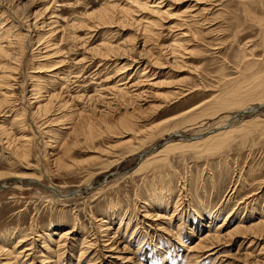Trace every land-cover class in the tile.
Listing matches in <instances>:
<instances>
[{
  "label": "rangeland",
  "instance_id": "374dc122",
  "mask_svg": "<svg viewBox=\"0 0 264 264\" xmlns=\"http://www.w3.org/2000/svg\"><path fill=\"white\" fill-rule=\"evenodd\" d=\"M154 1L0 0V264H264V0Z\"/></svg>",
  "mask_w": 264,
  "mask_h": 264
},
{
  "label": "bare ground",
  "instance_id": "6f19581e",
  "mask_svg": "<svg viewBox=\"0 0 264 264\" xmlns=\"http://www.w3.org/2000/svg\"><path fill=\"white\" fill-rule=\"evenodd\" d=\"M145 2L144 3H146L147 4V2H146V0H144ZM159 1V0H158ZM157 0H155L154 1V3H156V2H158ZM111 3V2H110ZM113 3V2H112ZM142 4H144L143 2H141ZM162 4L163 3V1H159L158 3H156L155 5H160V4ZM118 4V3H117ZM140 5V4H139ZM154 5V4H153ZM150 6V5H149ZM117 7V6H116ZM119 7V6H118ZM143 7H145V6H143ZM147 7V6H146ZM154 7V6H153ZM169 7V6H168ZM171 7V6H170ZM195 7H196V5H195ZM208 7V6H207ZM113 8H115V7H113ZM156 8H157V6H156ZM159 8V7H158ZM161 8V7H160ZM118 9V8H117ZM121 9V8H120ZM147 9H148V7H147ZM198 9V8H197ZM115 9H112V7L111 6H107V8L106 9H103L102 10V13L100 14V15H98V17L99 16H101L102 18H104V19H109V18H111V19H113L114 17H115V14L114 13H116L115 11H114ZM123 10H124V8H123ZM128 10V9H127ZM189 10H191V9H189ZM195 10V9H194ZM99 11H101V10H99ZM197 11V10H196ZM153 12H154V9H153ZM123 15L122 16H120L121 17V19H122V23H124L125 22V11L122 13ZM192 14V13H191ZM97 15L95 16V18L97 17ZM120 15V14H119ZM117 16V15H116ZM94 17V16H93ZM201 17V16H200ZM199 18V17H198ZM103 19V20H104ZM200 19V18H199ZM205 20L207 19V18H204ZM97 20H98V18H97ZM113 21V20H112ZM184 21V20H183ZM197 21V20H196ZM200 21V20H199ZM99 22V21H98ZM107 22V21H106ZM191 22V21H190ZM190 22H187V21H185V22H183V23H181V26H186V27H184V28H187L186 30H183V31H180L179 32V34L178 35H180L181 37H182V39L180 40V42H179V44L176 46V47H174L173 48V54L175 55L176 53H178L179 51H180V48L181 47H183L184 48V43H185V41L187 42V41H189L188 39H185V38H187V36H189V32L190 31H192L191 29H189L188 28V26H190ZM195 22V21H194ZM203 22V21H202ZM100 23V22H99ZM108 23V22H107ZM9 24V23H8ZM113 24V23H112ZM125 24V23H124ZM123 24V25H124ZM11 25V24H10ZM180 25V24H179ZM146 28V27H145ZM150 29V28H149ZM145 30V29H144ZM143 30V31H144ZM151 30V29H150ZM145 31H147V29L145 30ZM198 32V31H197ZM148 33H149V30H148ZM154 33V32H153ZM177 36V35H176ZM7 38H9L10 36L8 35V36H6ZM17 37V36H16ZM178 37V36H177ZM19 38V37H18ZM15 42V41H14ZM13 42V43H14ZM144 42H146V41H144ZM177 42V41H176ZM182 42V43H181ZM263 43H264V41H263ZM12 43H10L9 45H11ZM176 44V43H175ZM7 45V44H6ZM112 46H114V45H112ZM112 46H110V47H108L107 48V54H104V56H109L112 52H116V50H118V49H121V51H125V48H124V46H118V49H117V47H112ZM186 47V46H185ZM16 48V47H15ZM133 48V47H132ZM0 49H1V47H0ZM3 49V48H2ZM128 49L129 48H126V50L128 51ZM145 49V48H144ZM184 49H186V48H184ZM132 50V49H131ZM131 50H129V51H131ZM1 51V50H0ZM1 52H4L3 50L1 51ZM0 52V53H1ZM185 52V51H184ZM264 52V51H263ZM125 53H127V52H125ZM130 53V52H129ZM129 53H127V55L129 54ZM103 54V53H102ZM117 54V53H116ZM1 55H2V53H1ZM9 55V54H8ZM120 55V54H119ZM126 55V56H127ZM130 55H132V54H130ZM142 55H144V54H142ZM244 55V54H243ZM262 55H264V53L262 54ZM126 56H125V58H126ZM115 57V56H114ZM120 58H122L123 57V55H122V57H121V55L119 56ZM143 57V56H142ZM117 58V57H116ZM263 58V57H262ZM123 59V58H122ZM126 59H128V58H126ZM140 59V58H139ZM244 59H245V57H244ZM261 60V59H260ZM151 61V60H150ZM256 61H258V60H256ZM136 62V61H135ZM134 62V63H135ZM263 63H264V59H263V61H262ZM129 63V62H128ZM127 63V64H128ZM152 63H153V61H152ZM257 64H258V62H254V61H250V60H245L244 61V66H243V69L241 70V72L242 73H246V71H248L247 73H249V75L251 76V77H253V78H256V80L257 81H259V82H261L262 80H264V65H263V67H262V69L261 70H256V67H257ZM136 65V64H135ZM148 65V64H147ZM146 65V66H147ZM152 66H153V64H151ZM151 65H148L149 66V68L151 67ZM123 66H124V64H123ZM134 66V65H133ZM148 66L147 67H144V71H142V73H140V77H141V83L142 82H148V84L149 85H151V80L152 79H150L149 78V72H151V69H149L148 70ZM127 67V66H126ZM259 67H261L260 65H259ZM123 68V67H122ZM129 68H130V65H129ZM120 70H122V69H120ZM137 70V69H136ZM126 71V70H125ZM260 73H263L262 75L260 74ZM152 74V73H151ZM5 76V75H4ZM2 77V78H5V77ZM134 76V75H133ZM131 77V76H130ZM130 77L128 78L129 80H127L126 82H125V88H127L126 86H128V87H130V86H132V87H134V86H136L134 83H131L130 84V82H131V79H130ZM1 78V77H0ZM132 78V77H131ZM134 78V77H133ZM138 78V77H137ZM153 78V77H152ZM139 81V80H138ZM251 81H253V80H251ZM9 82V81H8ZM262 83V82H261ZM122 85H124L123 83H121ZM139 84V83H138ZM142 84H144V83H142ZM259 84V83H258ZM7 85V84H6ZM140 85V84H139ZM145 85V84H144ZM146 85H147V83H146ZM148 85V86H149ZM142 86V85H141ZM140 86V87H141ZM117 90H118V88H117ZM121 92L124 90V88H120L119 89ZM134 90V89H133ZM124 92V91H123ZM130 92V91H129ZM136 93V92H135ZM261 93V92H260ZM127 94V93H126ZM130 94V93H129ZM36 95V94H35ZM121 95V94H120ZM229 95V94H228ZM227 95V96H228ZM242 99V98H241ZM127 100V99H126ZM258 100H260V102H261V104H264V95H263V98H259ZM257 100V101H258ZM256 101V100H255ZM219 102V101H218ZM218 102L217 103H215L216 105L218 104ZM259 102V101H258ZM255 103V102H254ZM213 104V103H212ZM220 104V103H219ZM218 104V105H219ZM216 105L214 106V104H213V106L215 107V108H217L216 107ZM240 105V104H239ZM251 105V104H250ZM210 106V105H209ZM218 107H220V106H218ZM244 107V108H243ZM247 107H250V106H247V105H244V104H241L240 105V108H239V110L241 109H244L243 111H245V109L247 108ZM211 108H212V106H211ZM206 109H207V107H206ZM210 109V108H209ZM248 109V108H247ZM203 110V109H202ZM191 111V110H190ZM210 111V110H209ZM185 113V112H184ZM191 117V116H190ZM230 117V116H229ZM103 123V122H102ZM107 123H108V121H107ZM228 123V122H227ZM232 123V122H231ZM125 124V123H124ZM225 124V123H224ZM230 125V124H229ZM91 126V125H90ZM89 126V127H90ZM92 127V126H91ZM225 127H227V125H225ZM224 126H223V124H221V125H219L218 126V129H223V128H225ZM109 128V127H108ZM127 128V127H126ZM174 128V127H173ZM173 128H172V131H170V133L169 134H174V135H177L179 132H177L176 130L177 129H174L173 130ZM233 130V128L232 129H229V130H227V131H220L217 135L218 136H222V134H227V133H229V132H231ZM84 131V130H83ZM169 131V130H168ZM179 131V130H178ZM91 132V131H90ZM213 133H214V131H213ZM88 134V133H87ZM215 134V133H214ZM221 134V135H220ZM88 135H90V137L92 136L90 133L88 134ZM212 135V134H211ZM212 137V136H211ZM198 139H200V137H198ZM202 139H207V138H202ZM18 140H19V142H20V144L22 145V146H20L21 147V149H22V152L24 153V154H26L27 153V151H29V144H30V137H28L27 135H23V136H21L20 138H18ZM193 140V139H192ZM195 140V139H194ZM197 140V139H196ZM182 141V140H181ZM175 143V142H174ZM196 143H198L197 141H195V143H193V145L194 144H196ZM167 144H169V142L167 143ZM166 144V145H167ZM185 144V143H184ZM31 145V144H30ZM175 145H177V143L175 144ZM67 146V145H66ZM170 146V145H169ZM185 146V145H184ZM68 147V146H67ZM167 147V146H166ZM65 148V147H64ZM70 148L68 147V149H67V151L69 150ZM18 151V153H19V150H17ZM21 152V153H22ZM69 152V151H68ZM68 152H66V154L68 153ZM22 153V154H23ZM29 153L30 152H28V155H29ZM24 154L22 155V156H24ZM26 156V155H25ZM20 157V156H19ZM23 158V157H22ZM7 176V175H6ZM15 178H18V179H31V180H36V178H38V177H36V176H34V175H16V177ZM54 191L55 192H57L56 194L57 195H64V194H62L60 191H59V189L57 188H54ZM232 195V194H231ZM161 201V200H160ZM264 210V209H263ZM262 213H264V211L262 212ZM263 215V214H262ZM99 220H101V219H98V221ZM97 221V222H98ZM103 222H105V220L103 219V221H102V223ZM261 223H264V221H261V219H260V221H258V223L256 224V225H259V224H261ZM226 225V222H222V224L219 226V228H222V227H224ZM262 227H264V226H262ZM257 228V227H256ZM238 229V228H237ZM74 230V229H73ZM259 230V229H258ZM222 231V230H221ZM221 231L219 230V229H217V231H216V237H217V235H221ZM72 232V230H69L68 232H66V233H64V234H67V233H71ZM259 232V231H258ZM210 236H213V235H207L206 237H204V238H201V240H204V239H206V240H208L209 238H210ZM238 236V235H237ZM23 237V236H22ZM26 236H24L23 238H21V241H20V243H23V242H28L27 241V237L25 238ZM62 237V236H61ZM222 237H223V235H222ZM222 237H221V240H222ZM260 238H261V236H260ZM211 239H212V237H211ZM11 240V235H10V237L8 238V239H6L5 238V243H3V244H6V242L7 241H10ZM210 240V239H209ZM213 240V239H212ZM212 240H210V241H212ZM220 240V239H219ZM218 240V241H219ZM217 241V242H218ZM254 241V240H253ZM253 241H250V242H252L253 243ZM256 242V241H255ZM18 243H19V241H18ZM201 243V242H200ZM258 243V242H257ZM1 245L0 246V252H2V251H4L5 252V246L4 245ZM32 243H27L26 245H25V247H23V250H20V251H18L19 249H16V247H14V249L17 251V253H15L16 251H14V253L16 254V260H18L19 258L18 257H21L22 256V254H25V252H28V251H31L32 250V246H30ZM110 243L108 242L107 244H106V246H108ZM218 244H219V242H218ZM19 245V244H18ZM47 246V245H46ZM109 246H111V245H109ZM112 247V246H111ZM111 247H109V250L110 251H112L111 249H113V248H111ZM207 249V248H206ZM108 250V249H107ZM208 250V249H207ZM3 252V253H4ZM9 253H10V251H9ZM9 253H8V255H9ZM13 253V252H12ZM11 254V253H10ZM211 254H213V253H211ZM4 255V254H3ZM5 255H7V254H5ZM29 256H30V252H29V254H27V257H26V259H28L29 258ZM15 260V261H16ZM49 261V260H48ZM237 263V262H236ZM4 264H15V262L13 261V258H10V256L8 257L7 256V258H6V261L4 262Z\"/></svg>",
  "mask_w": 264,
  "mask_h": 264
},
{
  "label": "water",
  "instance_id": "95a60500",
  "mask_svg": "<svg viewBox=\"0 0 264 264\" xmlns=\"http://www.w3.org/2000/svg\"><path fill=\"white\" fill-rule=\"evenodd\" d=\"M261 107H264V105H260V106L252 107L250 110H245V111L237 112L236 114L233 115V117L231 118L229 124H231V122H232L233 120H235L239 115L244 114V113H247V112H253V111H255L256 109L261 108ZM229 124H228V125H229ZM202 135H205V134H202ZM72 192H74V191H71V193H72ZM68 194H69V193H68Z\"/></svg>",
  "mask_w": 264,
  "mask_h": 264
}]
</instances>
